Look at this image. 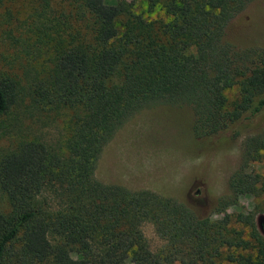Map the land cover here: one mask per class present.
<instances>
[{"label": "trees", "instance_id": "16d2710c", "mask_svg": "<svg viewBox=\"0 0 264 264\" xmlns=\"http://www.w3.org/2000/svg\"><path fill=\"white\" fill-rule=\"evenodd\" d=\"M258 2L165 0L168 19L154 22L122 0H79L87 35L58 23L49 66L27 72L37 111H70L58 148L28 138L26 119L0 127V264H264V222L259 231L251 213L235 215L230 239L229 219L203 223L170 197L96 175L105 146L135 115L186 108L200 145L227 130L231 138L257 130L243 138L242 165L213 211L264 192V180L243 172L264 152V46L241 48L234 35L248 30ZM16 76L0 67V117L17 100ZM145 222L162 241L155 250L140 230Z\"/></svg>", "mask_w": 264, "mask_h": 264}, {"label": "rangeland", "instance_id": "374dc122", "mask_svg": "<svg viewBox=\"0 0 264 264\" xmlns=\"http://www.w3.org/2000/svg\"><path fill=\"white\" fill-rule=\"evenodd\" d=\"M131 4V12L145 21H166L163 5L158 0L151 5L148 0H122ZM248 30L234 31L241 48L264 46V3L253 4L249 10ZM79 0H0V67L9 68L21 88L15 105L0 117V127L15 125L16 119H26V136L38 139L50 148L57 149L61 126L70 111L39 112L33 105L27 83V72L39 71L48 65L51 57L49 34L64 24L62 31H78L86 36L85 21ZM259 20V21H258ZM262 20V21H260ZM60 23V24H58ZM259 27H257L256 25ZM252 27V28H251ZM20 56L16 61L12 59ZM228 104L237 96V89L225 92ZM191 112L186 109L151 107L141 111L107 143L98 162L96 175L105 184H118L130 190L147 189L192 208L204 218L203 223L214 220L227 221L231 231L239 229L233 221L235 215L251 213L253 223L261 231L264 222V192L241 193L233 206L213 211L216 201L227 196V183L241 167V142L255 133L242 127L236 137L229 131L217 136L210 144L192 139L188 132ZM0 133V146L4 141ZM243 172L257 174L264 180V152L256 162H249ZM4 196L0 192V207ZM151 250L162 241L152 224L140 226ZM225 249V248H224Z\"/></svg>", "mask_w": 264, "mask_h": 264}]
</instances>
